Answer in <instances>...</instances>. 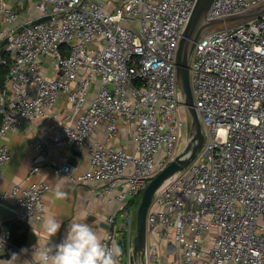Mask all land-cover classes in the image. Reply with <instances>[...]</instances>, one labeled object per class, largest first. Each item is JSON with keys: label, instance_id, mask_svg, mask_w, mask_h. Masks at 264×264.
Here are the masks:
<instances>
[{"label": "built area", "instance_id": "2783aa9c", "mask_svg": "<svg viewBox=\"0 0 264 264\" xmlns=\"http://www.w3.org/2000/svg\"><path fill=\"white\" fill-rule=\"evenodd\" d=\"M17 1L0 0V42L8 38L10 60L0 88V178L11 154L6 136L64 99L69 113L34 148L41 158L68 145L83 151L82 170L52 158L44 168L98 192L110 208L102 238L118 245L119 235L118 259L129 264L131 205L188 136L175 54L196 0H34L40 14L26 23L18 21ZM262 2L214 0L207 17ZM44 15L51 18L32 23ZM190 79L204 142L154 194L135 264H264V15L208 28L195 43ZM101 124L104 140L94 137ZM122 132L130 148L110 145ZM38 171L36 162L29 184L0 191L23 222L39 224L45 214L50 186L32 180ZM0 240L2 252L9 229L0 228Z\"/></svg>", "mask_w": 264, "mask_h": 264}, {"label": "crops", "instance_id": "0c3cea01", "mask_svg": "<svg viewBox=\"0 0 264 264\" xmlns=\"http://www.w3.org/2000/svg\"><path fill=\"white\" fill-rule=\"evenodd\" d=\"M14 8L18 13V21L21 23H26L32 19L33 15L40 14L34 8V0H19L14 3ZM0 27L2 26L0 25ZM52 72L51 70L47 71L48 75H52ZM69 111V103L61 99L49 110V114L40 116L32 121L23 122L15 133H10L6 136L11 154L3 166V176L0 178V191L11 187L13 183L27 185L30 182L26 180L28 171L36 162L39 163L40 171L32 176V180H42L49 184L50 188L42 197L44 209L61 221V228L51 238V245L62 242L66 236L68 225L73 220L88 223L103 237L107 227L106 217L110 212V208L106 207L103 198L90 185L87 183H72L66 175H56L44 168L45 162L52 158L57 162L66 159L76 167V171L82 170L87 166V161L84 158L82 150L68 145L56 148L53 150V155L48 153L41 158L39 152L34 148L37 142L48 139L54 133L61 117L69 113ZM94 137L98 140H104L105 128L103 124L97 128ZM111 144L125 148L132 146L130 135L126 132L119 133L117 137L111 139ZM58 183L62 184V190L68 193L66 200L57 201L54 199V191ZM6 205L15 210L11 199H8ZM15 220L20 221L17 218L12 221ZM10 222L5 223L1 228L10 229L8 225ZM42 223L43 220L39 224L26 222L27 232L24 242L21 245L11 243L10 246L0 252V264H5V260L11 259L13 253L19 256L15 264H29L28 261L32 260L34 248L38 244L43 247L45 244L50 243L42 230ZM116 238L118 242L120 236L118 235ZM21 249H27L28 251L21 254ZM118 261L119 264H127L126 260L124 262L123 259H118Z\"/></svg>", "mask_w": 264, "mask_h": 264}, {"label": "water", "instance_id": "95a60500", "mask_svg": "<svg viewBox=\"0 0 264 264\" xmlns=\"http://www.w3.org/2000/svg\"><path fill=\"white\" fill-rule=\"evenodd\" d=\"M213 1L196 0L190 17L178 40L175 54L176 79L183 100L182 104L189 119L188 136L181 151L149 180L147 186L141 193V199L135 215V234L133 236V249L129 257V264H135L136 259L143 253L147 240L146 214L154 194L176 172L182 170L194 158L196 152L204 142V134L199 115L194 105L190 79V61L196 41L212 26L228 23H244L264 15V2H262L239 12L208 18L207 14ZM50 18L51 15H44L33 20L32 23H39ZM7 41L8 38L4 37L0 42V57L2 56L4 45ZM16 218V211L0 202V228L5 223ZM117 243L122 252L121 240Z\"/></svg>", "mask_w": 264, "mask_h": 264}, {"label": "clouds", "instance_id": "9594fccd", "mask_svg": "<svg viewBox=\"0 0 264 264\" xmlns=\"http://www.w3.org/2000/svg\"><path fill=\"white\" fill-rule=\"evenodd\" d=\"M67 197L68 193L63 191L62 184L58 183L55 187L54 199L63 201ZM60 228L61 221L45 211L42 230L50 243L43 247L38 244L32 253V260L28 261L29 264H119L118 258L121 255L119 246L115 243L109 246L101 234L86 222L71 221L62 242L51 245V238ZM0 244L3 245L2 240ZM26 252V249H21V254ZM18 259L19 256L13 253L11 259L5 260V264H15Z\"/></svg>", "mask_w": 264, "mask_h": 264}, {"label": "trees", "instance_id": "16d2710c", "mask_svg": "<svg viewBox=\"0 0 264 264\" xmlns=\"http://www.w3.org/2000/svg\"><path fill=\"white\" fill-rule=\"evenodd\" d=\"M2 56L7 58V64L6 65H0V88L3 86V80L4 76L8 71L9 65H10V60L8 58V55L6 51L3 50ZM26 222H21V221H12L10 222L9 225V231H10V241L12 244L16 245H21L26 236Z\"/></svg>", "mask_w": 264, "mask_h": 264}, {"label": "rangeland", "instance_id": "374dc122", "mask_svg": "<svg viewBox=\"0 0 264 264\" xmlns=\"http://www.w3.org/2000/svg\"><path fill=\"white\" fill-rule=\"evenodd\" d=\"M2 27H3V25L2 24H0ZM217 26H222V24H219V25H217ZM185 136H184V138L182 139V141H181V144H180V148H179V152L181 151V149L183 148V146H184V143H185ZM140 199H141V195H139L138 197H136V199H135V202L131 205V208L133 209V211L136 213V210H137V206H138V203L140 202ZM126 247V246H125ZM125 260H126V257H125V255H123V261L125 262Z\"/></svg>", "mask_w": 264, "mask_h": 264}]
</instances>
